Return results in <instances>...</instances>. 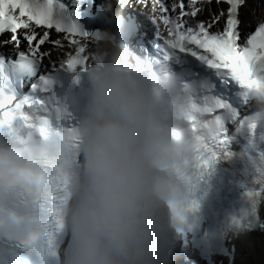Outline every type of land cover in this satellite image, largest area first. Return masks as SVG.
<instances>
[{"label":"clouds","instance_id":"1","mask_svg":"<svg viewBox=\"0 0 264 264\" xmlns=\"http://www.w3.org/2000/svg\"><path fill=\"white\" fill-rule=\"evenodd\" d=\"M128 23L108 17L87 66L63 73L70 132L17 127L0 140V264H175L198 141L170 83L135 62ZM253 101L264 107V96ZM221 240L197 244L208 252Z\"/></svg>","mask_w":264,"mask_h":264},{"label":"snow or ice","instance_id":"2","mask_svg":"<svg viewBox=\"0 0 264 264\" xmlns=\"http://www.w3.org/2000/svg\"><path fill=\"white\" fill-rule=\"evenodd\" d=\"M118 2L128 9L133 2L142 6L144 0ZM205 2L212 4V0ZM215 4L218 11L205 22L195 19L201 11L199 0H189L187 11L183 4L173 3L171 15L165 4L156 0L154 11L160 13L163 31L157 23V39L138 49L133 57L139 66L170 83L177 102L189 110L198 141L193 158L197 189L207 184L206 175L212 164L237 158L232 151L236 137L242 136L255 154L251 160L252 175L244 191L246 208L229 223L231 232L237 233L244 245L256 229L264 233V224L259 221V206L264 204V154L257 151V146L264 144V113L247 115L241 111V105L252 103L255 95L264 96V0H259L258 6L252 0H215ZM78 5L90 6L91 11L99 8V17L93 19L105 21L114 14L125 17L105 4L96 5L95 0H78ZM33 25L65 33L63 39L75 53H66L58 67L53 63L48 74L38 75L40 57L48 53L38 52L37 47L48 40L49 33L44 31L37 37ZM123 27L127 32L135 31L133 23ZM2 34H7V38L0 40V48L7 47L15 58L0 55V132L8 130L12 135L17 127L42 133L52 129L70 132L71 113L67 96L60 87V74L75 73L87 66L93 50L88 40L92 38L97 44L100 31H85L68 7L54 0H0ZM21 38L26 42V51L20 50ZM51 43L57 48L62 44L59 39ZM29 81L32 82L25 93L23 89ZM55 198L56 192L49 191L45 193L44 203L54 205ZM199 208V201L193 197L186 227L178 229V246L182 249L195 243ZM57 227L53 213L42 230L50 245ZM220 236L224 237L225 233ZM213 252L219 254L220 264H236L235 248L229 250L225 241L204 255Z\"/></svg>","mask_w":264,"mask_h":264},{"label":"bare ground","instance_id":"3","mask_svg":"<svg viewBox=\"0 0 264 264\" xmlns=\"http://www.w3.org/2000/svg\"><path fill=\"white\" fill-rule=\"evenodd\" d=\"M254 4L259 5V0H252ZM149 5V3H148ZM208 11L217 10L214 4L210 6L203 5ZM237 247L236 264H264V235L253 234L251 240L242 245L239 238L234 242Z\"/></svg>","mask_w":264,"mask_h":264}]
</instances>
